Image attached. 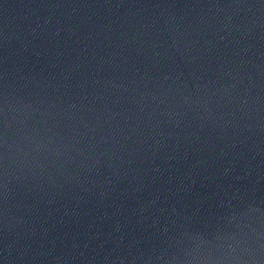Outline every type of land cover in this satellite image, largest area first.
Masks as SVG:
<instances>
[{"label": "water", "instance_id": "95a60500", "mask_svg": "<svg viewBox=\"0 0 264 264\" xmlns=\"http://www.w3.org/2000/svg\"><path fill=\"white\" fill-rule=\"evenodd\" d=\"M0 264H264V0H0Z\"/></svg>", "mask_w": 264, "mask_h": 264}]
</instances>
